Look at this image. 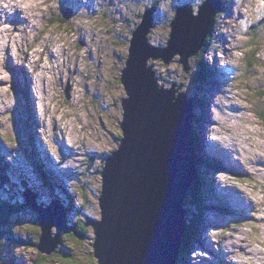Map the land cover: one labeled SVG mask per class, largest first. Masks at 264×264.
Segmentation results:
<instances>
[{"label": "rangeland", "instance_id": "374dc122", "mask_svg": "<svg viewBox=\"0 0 264 264\" xmlns=\"http://www.w3.org/2000/svg\"><path fill=\"white\" fill-rule=\"evenodd\" d=\"M1 1L0 204L15 209L0 220V264H97L87 222L102 218L101 171L123 137L133 30L151 10L148 40L167 46L176 8L197 12L203 0ZM220 1L187 71L178 55L148 60L159 87L196 98L186 131L205 176L186 197L197 241L185 251L183 236L176 264H264V0ZM25 190L38 203L58 198L74 226L51 228L50 254L37 247L42 231L37 212L22 206Z\"/></svg>", "mask_w": 264, "mask_h": 264}, {"label": "water", "instance_id": "95a60500", "mask_svg": "<svg viewBox=\"0 0 264 264\" xmlns=\"http://www.w3.org/2000/svg\"><path fill=\"white\" fill-rule=\"evenodd\" d=\"M221 9L220 0H203L197 12L190 4L178 6L167 46L157 47L148 40L151 10L133 30L121 77L128 94L122 103L123 137L118 148L106 156L101 171L102 218L87 222L94 228L97 264L177 262L188 226L186 197L197 176L198 142L186 131L193 108L178 100L183 92L176 97L174 88L158 86L148 60L161 58L168 63L178 55L187 71L189 58L205 46ZM184 105L188 116L182 118L176 111ZM22 195V206H30L38 214L42 234L37 247L50 254L58 241L51 237V228H74L67 226L66 209L58 198L38 203L33 192L25 190Z\"/></svg>", "mask_w": 264, "mask_h": 264}, {"label": "trees", "instance_id": "16d2710c", "mask_svg": "<svg viewBox=\"0 0 264 264\" xmlns=\"http://www.w3.org/2000/svg\"><path fill=\"white\" fill-rule=\"evenodd\" d=\"M208 39V38H207ZM192 100H193V104H195V101H196V98L193 96V98H192ZM195 116H196V114H195ZM194 116V118H193V120L195 121V117ZM199 156H200V158H198V160H196V164H198L199 162H201V160H204V157L201 155V154H199ZM202 162H205V161H202ZM220 165V168H221V165H222V163H220V162H218V166ZM217 166V167H218ZM209 170H210V172L211 171H213V170H211L210 168H209ZM210 172H209V174H210ZM214 173L216 172V170L214 169V171H213ZM202 176H205L204 174H200V172L198 171L197 172V176H196V180L195 181H197V183H195V181H194V187H196V185L197 184H199L200 185V183H201V180H202ZM209 180L211 181V183H212V178H211V176L209 177ZM207 186H209L208 184H207ZM210 187V186H209ZM191 190V189H190ZM189 190V191H190ZM190 194V192H188V195ZM67 198H68V201H70L71 199H73L72 198V195L71 194H68V196H67ZM15 209V207H13L12 205H10L9 203H6V202H1V204H0V220H2V221H4V220H6L7 219V217H8V215H10V213L13 211ZM199 231V230H198ZM1 232V231H0ZM1 234V233H0ZM193 235H194V232H191V230H188L187 228H186V233H185V237H184V240H187V243H186V245L184 246V249H185V251H187L188 250V247H189V245L190 244H192L193 242H195V241H193V240H195L194 238L195 237H193ZM200 236V235H199ZM190 240V241H189ZM197 241V240H196ZM2 242H1V239H0V244H1ZM183 249V250H184ZM181 250H182V248H181ZM37 264V263H36Z\"/></svg>", "mask_w": 264, "mask_h": 264}, {"label": "bare ground", "instance_id": "6f19581e", "mask_svg": "<svg viewBox=\"0 0 264 264\" xmlns=\"http://www.w3.org/2000/svg\"><path fill=\"white\" fill-rule=\"evenodd\" d=\"M4 2H5V0H2L1 1V3H2V5L4 4ZM20 9V8H19ZM253 25V24H252ZM209 74L213 77V76H217V75H215V72H214V70H212V71H210L209 72ZM214 80H216V77H214ZM216 81H218L219 82V78H217V80ZM179 89H180V87H179ZM179 89H176V88H174V90H175V92H177ZM180 93H182V92H180ZM180 93H178V95H176V97H179V95H180ZM178 99V98H177ZM178 100H181V101H183V102H185V103H187L188 102V106L190 107V108H193V106H194V104H193V100H192V98H190V97H187V94H185V92L184 93H182V96H180V98L178 99ZM208 104V103H207ZM182 110H179V111H176L177 113H178V115L179 116H181L182 118H184V116H188V110H186V108H187V106H182ZM232 111V110H231ZM192 116V121H193V118H194V116H195V112L193 111V109H192V114H190L189 115V117H191ZM173 118H174V116H172ZM208 118V117H207ZM47 157L49 158L50 156L49 155H47ZM46 165L47 166H49V167H47L48 169H50L51 170V168H50V165H49V163L48 162H46ZM56 174H60V171L59 172H55ZM60 176V175H59ZM192 185V184H191ZM215 189H216V191L218 192V193H220V191L217 189V187H215ZM215 193V192H214ZM220 195V194H219ZM219 197H221V195L219 196ZM223 209H225L224 207H223ZM225 211H226V209H225ZM227 212V211H226ZM66 223L67 224H69L68 223V221H66ZM196 242V241H195ZM194 242V243H195ZM207 243L208 242V240L205 238V241H203V243ZM200 244H201V242H200ZM214 244H216V243H214ZM214 245L213 244H211V248L213 247ZM210 248V249H211ZM189 249V248H188ZM220 256H222L221 254H219ZM219 263H222V261L220 262V261H218Z\"/></svg>", "mask_w": 264, "mask_h": 264}]
</instances>
